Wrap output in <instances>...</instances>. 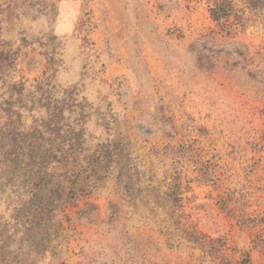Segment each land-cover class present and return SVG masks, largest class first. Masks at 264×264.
I'll list each match as a JSON object with an SVG mask.
<instances>
[{
    "label": "rangeland",
    "instance_id": "1",
    "mask_svg": "<svg viewBox=\"0 0 264 264\" xmlns=\"http://www.w3.org/2000/svg\"><path fill=\"white\" fill-rule=\"evenodd\" d=\"M232 3L0 0V134L72 190L42 227L0 146V264H264V7Z\"/></svg>",
    "mask_w": 264,
    "mask_h": 264
},
{
    "label": "trees",
    "instance_id": "2",
    "mask_svg": "<svg viewBox=\"0 0 264 264\" xmlns=\"http://www.w3.org/2000/svg\"><path fill=\"white\" fill-rule=\"evenodd\" d=\"M209 3V11L211 18L218 22H229L230 18L237 19V10L234 8L232 0H207ZM251 8L264 7V0H245ZM12 124V125H11ZM17 130L15 124L10 120L6 123V134H0V146L4 149V163L11 165L23 163V169H30L32 179V196L37 191L42 192V203L35 205L33 214L42 216V227L49 228L46 220L56 210L62 209L64 204L68 201V195L71 194V188L66 187L69 182L65 175L51 174L48 171V166L51 163H59L64 158L61 153L51 152L49 150L42 151V144L40 139L36 136H26L22 131ZM15 134V136H13ZM9 137H8V136ZM19 135V136H18ZM23 135V136H22ZM17 150V151H16ZM21 155V158L20 156ZM104 168V167H103ZM68 188V189H67ZM30 202L32 199L30 197ZM35 217H33L35 219ZM36 224V223H35Z\"/></svg>",
    "mask_w": 264,
    "mask_h": 264
},
{
    "label": "crops",
    "instance_id": "3",
    "mask_svg": "<svg viewBox=\"0 0 264 264\" xmlns=\"http://www.w3.org/2000/svg\"><path fill=\"white\" fill-rule=\"evenodd\" d=\"M257 193H258V192H257ZM255 254H256V253H254V255H255ZM256 255H257V254H256ZM254 264H258L256 260H254Z\"/></svg>",
    "mask_w": 264,
    "mask_h": 264
}]
</instances>
